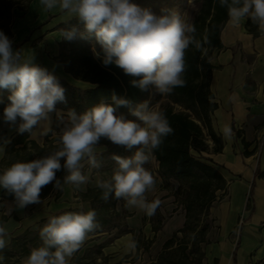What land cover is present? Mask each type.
Instances as JSON below:
<instances>
[{"label": "clouds", "instance_id": "9594fccd", "mask_svg": "<svg viewBox=\"0 0 264 264\" xmlns=\"http://www.w3.org/2000/svg\"><path fill=\"white\" fill-rule=\"evenodd\" d=\"M39 3L45 11L59 8L83 28V31L76 25L62 28L60 38L69 42L77 38L94 39L100 45V51L93 45L94 57L104 66H117L132 78L130 84L141 91L152 89L164 96L186 86V51L194 45L203 55L208 52L195 40L196 28L187 13L168 10L156 15L130 0H39ZM218 4L227 9L226 28H239L250 19L264 37V0H218ZM34 61L33 54L24 56L21 50H14L13 41L0 30V89L10 92L2 120L19 134L31 135L40 128V135H51L55 143L54 150L39 158L18 160L0 170V189L14 198L11 203L0 201V212L9 216L14 209L40 204L42 188L49 184H54L56 190H62L63 184L80 189L90 179L82 171L85 165L90 170L100 168L97 149L100 141L107 139L135 151L130 157L112 156L117 166L107 178L96 179L101 199L107 202L114 195L126 207L154 216L161 201L147 198L146 194L155 190L156 180L146 165L166 138L174 134L165 112L156 105L150 106L149 100L133 105L113 92L115 107L100 103L82 114L68 109L65 115L55 107L58 102H65V89L55 75ZM120 106L127 107L137 120L115 114ZM53 112L59 131L51 126ZM220 134L226 141L234 137L232 127L227 124ZM2 155L4 148L0 146ZM62 170L66 172L63 182L56 176ZM99 227L94 209L50 216L39 230L41 244L31 248L24 264H70L88 235ZM7 238L9 233L0 224V250L6 247ZM127 247L134 251L136 242L131 241ZM4 260L0 255V264Z\"/></svg>", "mask_w": 264, "mask_h": 264}, {"label": "crops", "instance_id": "0c3cea01", "mask_svg": "<svg viewBox=\"0 0 264 264\" xmlns=\"http://www.w3.org/2000/svg\"><path fill=\"white\" fill-rule=\"evenodd\" d=\"M67 19L70 18L59 8L45 11L39 0H30L26 8L12 9L9 38L13 41L14 50H21L24 56L33 54L34 62L53 75L85 87L86 85H82L84 82L79 81L81 84H77L78 80L64 72L63 66L53 59L58 53L60 41V32L56 26ZM227 21L219 30L222 47L216 48L210 60L214 66L210 75V90L217 102V107L211 114V125L217 134H220L224 125H230L234 137L230 141L222 138L223 145L220 151L214 152L210 149L202 154L209 158L223 175L226 180V191L218 199L216 207L213 205L210 207L209 217L214 224L212 233L215 238L204 246L201 263L264 264V178L254 175L256 168L264 170V37L259 34L253 35L243 25L239 28H226ZM32 41L35 42L33 46ZM3 109H0L2 137L0 146L4 148V155L0 156V170L11 164L8 143L5 141L11 142L18 134L15 127L3 122ZM56 120V114L53 112L52 128ZM236 130L239 131V135L235 134ZM40 131V128L35 129L29 138L39 146H43L46 136H41ZM242 140L249 143L247 150L254 149L249 155L243 153L245 148ZM20 147L22 144H14V148ZM98 147V152L106 148L102 144ZM41 156L43 155L40 154L36 158ZM153 160L155 161L154 158ZM61 163L63 164V160ZM155 167L157 168V162ZM82 171L90 179L87 184L81 185L80 189H75L71 184H63L62 190H59L58 196L55 197L57 190L54 184H50L47 192L41 193L40 204L14 209L9 216L0 212V224H3L9 233L6 246L9 245L12 237L19 235L25 229H36L38 222L52 213L67 208L90 210L89 202L76 196V192H85L87 187H95L98 175L93 173L89 166ZM65 175L66 172L63 170L56 173L57 179L61 182ZM251 182H253L252 190ZM173 184L176 187L175 181ZM146 195L149 201L155 199L161 201L156 212L164 218L158 230H152L153 216L148 217L137 208L125 206L127 213L125 221L129 232L116 234V229H113L95 236L88 235L74 256L81 257L95 244L108 240L101 248L102 257H115L122 249L125 250L123 252L125 255H129L127 258L129 260L123 262L126 259L123 258L121 264H153L162 250L164 241L183 226L185 215L182 206L176 204L174 196L167 190L155 187L154 191ZM249 196H251V207L247 206ZM13 199L0 189V201L11 203ZM115 209L122 212L120 201L115 203ZM139 234L141 240H151L146 251H143L141 246L134 251L127 247L132 238L136 239ZM133 256L134 260H131ZM26 257L27 255H23L15 261L4 264H24ZM98 259L100 261L101 258ZM103 261L105 264V258ZM118 261L119 258H116L108 264H117Z\"/></svg>", "mask_w": 264, "mask_h": 264}, {"label": "trees", "instance_id": "16d2710c", "mask_svg": "<svg viewBox=\"0 0 264 264\" xmlns=\"http://www.w3.org/2000/svg\"><path fill=\"white\" fill-rule=\"evenodd\" d=\"M200 10L198 20L194 23L196 32L195 40L200 42L204 48H221L222 44L219 39V30L228 20L227 9L218 4V0H200ZM141 5H145L155 14L162 13L163 0H140ZM9 4H3L0 0V15L7 13V19L10 18L8 13ZM3 9V10H2ZM66 27L76 25L83 31L81 25L75 18L60 23ZM4 27V24H1ZM248 19L244 28L253 35L259 34ZM4 33L10 37L11 33L5 30ZM207 39V43H205ZM72 42L70 51H65L66 40L59 41V51L53 59L59 62L64 72L69 73L75 80L87 83L85 87L73 84L63 77L56 76L59 83L65 89V102H58L56 108L62 110L65 115L68 109H74L77 114H82L86 110L99 105L100 103L109 104L115 107L111 97L113 92L117 97L130 100L133 105L149 100L150 106L157 104L159 110L165 112L174 134L167 137L161 149L156 151L154 159L157 162L156 172L160 177L159 187L167 189L175 197V202L182 206L185 215L183 226L173 232L163 243L162 250L158 253L153 264H201L204 257L203 246L209 243L206 238V232L211 228L212 219L209 218V209L216 198H220L226 191V180L218 168L210 161L209 158L202 155L208 152L206 137L212 139L214 145L212 151L218 152L222 149L223 140L221 134H217L211 125V114L217 107V102L210 90V75L213 65L209 61V54L203 53L190 45L186 51L187 71L185 79L186 86L178 87L170 95L161 96L149 91H141L139 88L130 84L131 77L125 75L121 69L115 65L104 66L102 61L95 58L92 47L95 45L97 51H100V45L94 39L77 38ZM41 66L40 64H37ZM42 67V66H41ZM10 92L0 89V109H3L8 103ZM117 115H123L128 120H137L132 116L129 109L124 106L117 108ZM57 120L53 124L56 127ZM239 135V131H235ZM51 136V135H49ZM46 136L43 146H39L34 140L29 138L28 133L17 134L16 137L7 144L8 153L11 156V164L18 160L31 161V158L21 157L19 150L35 149L37 154H41L45 149L46 142L51 143V149L54 150V138ZM2 137L0 136V143ZM15 143L22 144L20 148H14ZM244 145V155H249L254 150H247L248 142L242 140ZM99 144L105 145L104 150L99 151L98 160L99 169H92L93 173L103 176L104 173L112 172L117 166L112 156L130 157L134 154L135 148L129 151L123 146H117L107 139H102ZM29 145V146H28ZM29 148V149H27ZM254 175L264 178V170L256 168ZM104 177V176H103ZM105 178V177H104ZM173 181L177 183L174 187ZM50 184L43 187L41 193H46ZM253 182H251V190ZM250 190V193H251ZM217 191L222 193L218 196ZM59 190L55 193V197ZM76 196L87 200L90 204V210L97 212V221L100 225L90 236H95L103 232H109L116 229V234L129 232L126 226L125 202L110 197L107 202L101 199V190L95 187H87L85 192H76ZM120 201L122 212L115 209V203ZM84 211L80 208H67L59 212L52 213L50 216L60 215L65 212ZM87 212V211H84ZM41 219L36 229H25L19 235L11 238L8 246L0 250L4 262L17 260L20 256L28 255L32 247L39 246L41 240L39 230L47 223L48 218ZM152 230L160 228L163 216L156 212L153 216ZM181 234V236H178ZM191 237L190 244L187 241ZM141 240V234L131 241L136 242V250ZM108 240L92 246L101 254V248L105 246ZM151 240L143 243V250H147ZM176 246H173V244ZM189 247V248H188ZM89 248L81 256H74L70 264H83L82 259L86 257Z\"/></svg>", "mask_w": 264, "mask_h": 264}, {"label": "rangeland", "instance_id": "374dc122", "mask_svg": "<svg viewBox=\"0 0 264 264\" xmlns=\"http://www.w3.org/2000/svg\"><path fill=\"white\" fill-rule=\"evenodd\" d=\"M2 1V3L3 4H9V8H8V13H9V16H10V18L9 19H7V13L5 12L3 15H0V30H2L3 32L5 31V30H8V31H10V27H11V20H12V9H14V8H19V9H24V8H26V6L28 5V3L30 2V0H1ZM130 2H132V3H135V4H137L138 6H140V7H142V8H148V7H146L145 5H141V2H140V0H130ZM200 0H163V3H162V6H163V8H164V10H163V12L162 13H158V14H156V15H162V14H165V12L166 11H168V10H174V11H177V12H179V13H181V14H183V13H187L188 15H189V17H191V20H192V22L193 23H195L197 20H198V12H199V10H200ZM3 10V9H2ZM154 13V12H153ZM67 20H70V19H67ZM67 20H65V21H67ZM250 20V19H249ZM251 21V20H250ZM62 22H64V21H62ZM62 22H60V23H62ZM245 22L246 21H244L243 23H242V25H243V27H244V25H245ZM58 24L57 26H56V29H58L59 30V32H60V30L62 29V28H65V26H63V25H61V24ZM1 24H4V27H1ZM256 29H257V27H256ZM10 33H11V31H10ZM63 39L62 38H60V41H62ZM32 43V46L33 45H35V42L34 41H32L31 42ZM66 44L67 45H65L64 46V50L65 51H70L71 50V48H72V42H69V41H66ZM208 49V54H209V61L212 59V56H213V54H214V52H215V50H216V48L215 47H211V48H207ZM18 50V49H17ZM58 51H59V42H58ZM211 63V62H210ZM77 84H81V83H79V80H78V82H76ZM88 85L87 83H82V85ZM154 105H156L157 106V104H154ZM151 106H153V105H151ZM54 130H56V131H59V127H58V121H57V124H56V127L54 128ZM52 137V136H51ZM50 137V138H51ZM206 143L208 144V146L209 145H211V147H209L208 149L210 150V149H212V146L214 145V143H213V141H212V139L211 138H209L208 136L206 137ZM44 142H45V139H44ZM53 144H55L54 142H53ZM50 151H52V149H51V143H49V142H46V144H45V149H44V151L41 153V155H45V154H47L48 152H50ZM19 154H20V156L21 157H24V158H31V159H35L36 157H38L40 154H37L36 152H35V149L34 148H32V147H30V150H19V152H18ZM203 154V153H202ZM133 155V154H132ZM155 165H156V162L154 161V160H152L151 162H150V164H148V165H146V167L148 168V170L153 174V176H154V178H155V180H156V188H158V189H160V190H167V189H162V188H160L159 187V183H160V177L158 176V174H157V172H156V167H155ZM88 167V165L86 164L85 165V167ZM85 167H84V169H85ZM115 168V167H114ZM113 168V169H114ZM112 169V170H113ZM97 175H98V177H99V174L98 173H96ZM103 176L105 177V178H107V176H109V173H104L103 174ZM174 185V184H173ZM177 186V185H176ZM174 187H175V185H174ZM168 192H169V194L170 195H172V193H170V191L169 190H167ZM222 192L221 191H217L216 192V194L219 196L220 194H221ZM218 199L219 198H216V200H214L213 202H212V205L214 206V207H216V205L218 204ZM174 201H175V197H174ZM177 204V203H176ZM178 205V204H177ZM247 206L248 207H251V196H249L248 198H247ZM210 210V209H209ZM164 218V217H163ZM210 218V217H209ZM214 224H213V222L211 223V228H209V230H207V232H206V238L208 239V241H209V243L211 242V241H213L214 240V238H215V235H213V231H214ZM236 235V234H235ZM178 236H181V234H178ZM145 239H142V240H139L138 242H137V244L139 245V246H141L142 247V245H143V243H145ZM187 241H189V243L188 244H190V242H191V237L190 236H188V239H187ZM173 246H176V244L174 243L173 244ZM189 248V247H188ZM203 248H204V246H203ZM92 249V248H91ZM125 250H120V251H118L119 252V254L117 255V256H115V257H112V256H106V257H102V254H98V252H97V250H95V249H92V251L91 252H88L87 253V255H86V257L85 258H83L82 259V261H81V263H83V264H103V258H105V264H108V262L110 261V262H113V260L114 259H116V258H119V261H118V263L117 264H121L120 263V261H122V259L123 258H126L125 260H123V262H127L129 259H127L128 258V254L127 255H125V253H123ZM144 251V250H143ZM146 251V250H145ZM137 254V253H136ZM136 254L134 255V256H136ZM134 256L131 258V260H134ZM101 258L100 259V261H99V259L98 258ZM118 260V259H117ZM202 264V263H201Z\"/></svg>", "mask_w": 264, "mask_h": 264}]
</instances>
